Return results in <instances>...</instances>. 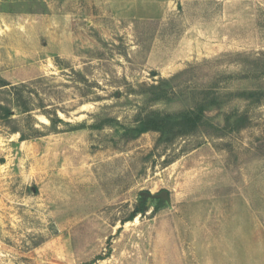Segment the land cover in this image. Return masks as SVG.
Segmentation results:
<instances>
[{
  "label": "rangeland",
  "instance_id": "374dc122",
  "mask_svg": "<svg viewBox=\"0 0 264 264\" xmlns=\"http://www.w3.org/2000/svg\"><path fill=\"white\" fill-rule=\"evenodd\" d=\"M4 81L20 127L70 124L0 122V264H264V0H0Z\"/></svg>",
  "mask_w": 264,
  "mask_h": 264
},
{
  "label": "trees",
  "instance_id": "16d2710c",
  "mask_svg": "<svg viewBox=\"0 0 264 264\" xmlns=\"http://www.w3.org/2000/svg\"><path fill=\"white\" fill-rule=\"evenodd\" d=\"M172 79L163 78L156 84H141V89L147 90L148 92L146 95L147 102H149V100H161L163 97H167L169 91H172L173 89V87L170 86ZM3 86L6 88L9 87V89L5 90L6 93L13 91L16 96L13 97V100L17 101H12L11 104H9L10 101H8V99L0 100V122L7 125L11 132H20L22 140L38 137L47 134V132H58L61 123L70 124L64 121L54 110L52 114H48L51 125L48 126V131L46 133H42V131L33 125L27 129L20 127L18 119L13 118L14 113L12 109L15 106H22L24 108L23 112H28L32 109L31 107L33 106L26 105L28 103L27 98H29V95L25 96L24 89L27 87V84H12L4 81ZM20 99H23L22 104H20ZM206 104L207 103L203 102L202 105L200 104L198 107H192L186 111L175 112H160L157 110H150L147 106L145 107L146 109L142 107L136 115V121L139 126L135 129L142 127V129H140L141 132L157 131L161 134L173 133L175 137L188 134L203 124L206 113ZM129 137L133 138V135L130 134Z\"/></svg>",
  "mask_w": 264,
  "mask_h": 264
},
{
  "label": "water",
  "instance_id": "95a60500",
  "mask_svg": "<svg viewBox=\"0 0 264 264\" xmlns=\"http://www.w3.org/2000/svg\"><path fill=\"white\" fill-rule=\"evenodd\" d=\"M161 194L168 195L167 191H163Z\"/></svg>",
  "mask_w": 264,
  "mask_h": 264
}]
</instances>
